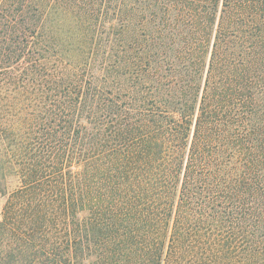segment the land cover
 <instances>
[{
    "label": "trees",
    "instance_id": "obj_1",
    "mask_svg": "<svg viewBox=\"0 0 264 264\" xmlns=\"http://www.w3.org/2000/svg\"><path fill=\"white\" fill-rule=\"evenodd\" d=\"M0 264H264V0H0Z\"/></svg>",
    "mask_w": 264,
    "mask_h": 264
}]
</instances>
